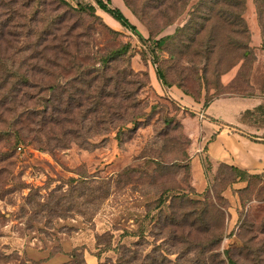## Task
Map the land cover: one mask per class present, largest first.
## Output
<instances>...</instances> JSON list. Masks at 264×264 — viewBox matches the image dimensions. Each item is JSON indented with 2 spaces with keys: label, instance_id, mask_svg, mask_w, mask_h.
<instances>
[{
  "label": "rangeland",
  "instance_id": "1",
  "mask_svg": "<svg viewBox=\"0 0 264 264\" xmlns=\"http://www.w3.org/2000/svg\"><path fill=\"white\" fill-rule=\"evenodd\" d=\"M64 1L0 0V24L76 26L73 34H78L84 65L59 69L61 86L70 90L78 74L85 81L96 76L102 90L112 95L114 81L124 76L123 106L133 108L125 116L124 132L90 134L78 122L56 128L50 120L72 118L38 107L49 106L50 92L39 93L40 81L33 80L38 86L31 94L34 100L24 104L34 108L19 113L18 107V116H8L0 134V264H113L121 246L142 252L132 264H153L154 258L165 264L190 260L193 253L178 258L181 245H173L161 230L163 219L174 192L192 196L189 162L202 141L204 107L224 96L257 97L262 105L256 111L264 114L259 1L244 0L243 18L250 31L247 57L238 48L245 36L225 25L239 24L232 8L214 5L207 23L208 37L214 38L209 60L202 57L206 38H172L188 24L200 0H107L136 31L105 12L97 0ZM163 38L170 39L158 44ZM114 50L123 53L104 67L102 61ZM160 67L170 85L158 78ZM178 94L202 106L186 103ZM107 127L103 122L99 128ZM204 169L206 180H197L198 188H206L207 201L218 211L214 220L225 234L218 249L222 258L226 248L246 237H253L257 248L263 245L264 179L241 182L225 166L205 162ZM163 192L167 201L154 209ZM240 261L255 264L251 258Z\"/></svg>",
  "mask_w": 264,
  "mask_h": 264
},
{
  "label": "trees",
  "instance_id": "2",
  "mask_svg": "<svg viewBox=\"0 0 264 264\" xmlns=\"http://www.w3.org/2000/svg\"><path fill=\"white\" fill-rule=\"evenodd\" d=\"M59 1L66 4L64 0ZM258 1L259 6L257 7L260 8L262 17H264V0ZM219 2L226 4L225 6L229 11L230 7L232 8L231 12H233L234 19L239 24L225 25L231 26L237 33L245 36V41L239 42L238 48H242L243 56L247 57L250 52L248 45L250 31L243 18L244 0H200L198 5L193 8L188 24L181 27L177 35L172 38L176 39L180 35L178 39L182 40L183 37L192 36L197 37L200 42H203L206 38L208 40L206 42L207 50L202 57L209 60L214 38L212 36L208 37L210 24L207 23L212 19L211 13L214 12V5ZM97 3L123 26L136 31V26L130 22L120 9L110 8L107 3L101 0H97ZM260 25L264 43V24ZM75 29L76 26L73 27L71 24H0V134L3 131L2 127L6 126L5 119L8 116L16 118V114L18 116L21 111L24 112L34 108L29 104H24L27 101L34 100L35 96H31V94L36 91L34 88L38 87L35 83H32L34 79L40 81L39 93L50 92V101L47 102L49 106L38 107H44L47 111L50 108L52 113L61 111L72 118L71 120L62 121L50 120L54 127L59 128L65 123L68 125H78L80 123L81 126H85L86 131L90 134L94 131L99 134L101 131L112 129L124 132L127 129V123L124 119L133 106L128 109L123 106L124 97L122 96H126L127 93L124 76H118L114 81V94L112 95L106 93L104 88L102 90L101 85L97 83V78H93L96 76L85 81L82 75L78 74L73 77V82L76 84H73L70 90L61 86L59 69L77 70L84 65H82V54L80 55L78 52L80 44L78 34H73ZM34 35L39 38L32 41ZM169 39L163 38L158 44L163 45ZM121 53L123 51L114 50L102 61L104 63L102 65L107 67L109 60L112 57V60L116 59ZM106 72L103 73V76L106 75ZM91 73L88 72V74ZM157 75L165 84L170 85L166 80V73L163 68H157ZM14 79H16L15 82ZM93 81H96L98 86L92 84ZM29 89L32 90L29 91ZM123 91L125 94H122ZM24 99L27 100L23 101ZM18 107H20L19 113H17ZM111 110L115 111L114 114L110 112ZM104 116L111 118L105 119ZM103 122L109 126L105 130L99 128ZM4 131L9 130L6 127ZM11 131L14 130H10V136H14ZM89 138L90 136H86L85 140L82 137L79 139L86 141ZM217 165L228 168L234 174L236 180L241 182L249 181L248 179L251 177L264 179L263 174H250L245 170L223 163ZM191 187L190 194L192 196L187 195V192H174L171 198L172 203L169 202L168 205L169 214L166 213L167 217L163 219L164 223L161 230L173 241V245H181V250L177 251L178 258L186 257L191 253L194 254V258L183 260V262H180V259H177L174 263L172 260H166V262L171 264H201L199 262L202 261V264H240L241 258L249 260L251 258L253 263L261 264L258 259L264 261V243L258 248L253 246V237H246L240 244L226 248L224 250L226 258H222V253L218 249L225 234L222 224L220 226L214 220L218 211L214 212L215 206L207 201V197L204 195L206 188L198 191L193 182ZM157 201L153 207L154 209L160 208L167 201L164 192ZM164 227L168 231L164 230ZM262 232L264 233V228ZM193 234H201L203 237L199 239L192 236ZM119 249V257L113 264H132L133 260L142 257V252L138 250L133 251L125 246H121ZM156 252L157 248H154L152 253L156 254ZM197 256L198 258H196ZM144 257H148L147 254H144ZM152 263L165 264L162 260L158 262L155 258Z\"/></svg>",
  "mask_w": 264,
  "mask_h": 264
},
{
  "label": "crops",
  "instance_id": "3",
  "mask_svg": "<svg viewBox=\"0 0 264 264\" xmlns=\"http://www.w3.org/2000/svg\"><path fill=\"white\" fill-rule=\"evenodd\" d=\"M178 95L184 96L186 103L202 106L189 96ZM260 105L257 97L224 96L204 107L202 141L190 162L193 185L198 191L204 190L198 188L197 182L206 180L204 162L264 175V114L256 111Z\"/></svg>",
  "mask_w": 264,
  "mask_h": 264
},
{
  "label": "built area",
  "instance_id": "4",
  "mask_svg": "<svg viewBox=\"0 0 264 264\" xmlns=\"http://www.w3.org/2000/svg\"><path fill=\"white\" fill-rule=\"evenodd\" d=\"M101 1L107 3V0H101ZM200 117H204L203 113L200 115ZM19 150H21V147H19Z\"/></svg>",
  "mask_w": 264,
  "mask_h": 264
}]
</instances>
